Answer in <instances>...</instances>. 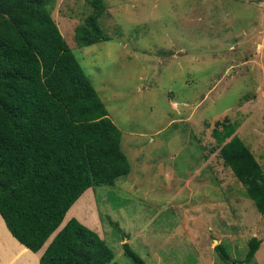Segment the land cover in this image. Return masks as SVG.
Returning <instances> with one entry per match:
<instances>
[{"label":"rangeland","instance_id":"374dc122","mask_svg":"<svg viewBox=\"0 0 264 264\" xmlns=\"http://www.w3.org/2000/svg\"><path fill=\"white\" fill-rule=\"evenodd\" d=\"M90 1L49 4L130 166L90 188L93 231L117 264H132L125 243L146 264H264V216L210 136L215 122L237 124L264 171V0H102L106 40L79 47ZM251 238L260 246L246 263Z\"/></svg>","mask_w":264,"mask_h":264},{"label":"trees","instance_id":"16d2710c","mask_svg":"<svg viewBox=\"0 0 264 264\" xmlns=\"http://www.w3.org/2000/svg\"><path fill=\"white\" fill-rule=\"evenodd\" d=\"M50 1L0 0V216L33 253L53 236L39 264H117L107 243L75 218L60 228L86 190L113 187L130 166L121 132L53 21ZM90 4L93 13L74 31L79 47L106 40L102 0ZM226 120L215 122L210 136L264 216V171L236 135L237 124ZM259 246L257 238L248 241L246 263ZM122 247L132 264H146ZM215 250L226 262L224 247Z\"/></svg>","mask_w":264,"mask_h":264},{"label":"crops","instance_id":"0c3cea01","mask_svg":"<svg viewBox=\"0 0 264 264\" xmlns=\"http://www.w3.org/2000/svg\"><path fill=\"white\" fill-rule=\"evenodd\" d=\"M92 189L86 190L72 206L81 204L82 207L75 215L68 217L69 211L65 215L60 228L71 218H76L81 224L93 230L95 226L94 216L96 211L93 209ZM93 207V208H92ZM51 236L44 246L36 253L31 252L21 245L11 236L0 216V264H39V258L47 245L52 240Z\"/></svg>","mask_w":264,"mask_h":264}]
</instances>
